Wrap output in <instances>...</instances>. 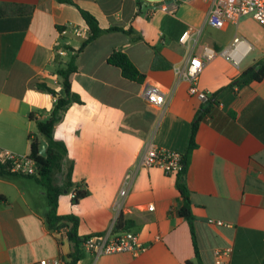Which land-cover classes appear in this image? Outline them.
<instances>
[{
  "label": "crops",
  "instance_id": "crops-1",
  "mask_svg": "<svg viewBox=\"0 0 264 264\" xmlns=\"http://www.w3.org/2000/svg\"><path fill=\"white\" fill-rule=\"evenodd\" d=\"M162 1L0 0V148L27 154L28 135L35 130L29 113L50 111L56 102L35 83L63 94L57 69L75 53L69 82L82 104L68 105L53 136L73 161V187L87 193L72 204L70 191H64L57 212L78 217L81 236L107 231L121 215L146 245L136 254L97 257L84 249L77 264H213L214 249L227 245L232 248L227 264H264V77L237 82L242 71L264 58V27L251 16L212 26L208 14L214 0H177L172 12L156 8ZM80 9L101 28L84 46L87 32H73L75 26L87 28ZM188 26L190 39L181 43ZM234 36L251 45L240 63L217 55L197 78L198 88L215 94V102L197 125L185 174L196 257L188 223L177 213L182 197L176 175L138 161L148 144L186 152L195 112L205 101L189 93L177 69L198 56L202 45L221 50ZM114 51L127 54L144 74L142 82L124 78L107 62ZM145 83L165 93L164 109L141 97ZM66 164L65 159L56 175L61 187ZM127 171L134 174L121 198ZM48 209L46 190L34 178L0 175V264L65 263L71 251L67 227H50ZM218 219L230 226L216 225Z\"/></svg>",
  "mask_w": 264,
  "mask_h": 264
},
{
  "label": "trees",
  "instance_id": "trees-1",
  "mask_svg": "<svg viewBox=\"0 0 264 264\" xmlns=\"http://www.w3.org/2000/svg\"><path fill=\"white\" fill-rule=\"evenodd\" d=\"M81 16L87 25V38L83 42L84 46L89 41L95 39L101 32L97 20L88 11L80 9ZM80 47V49L82 48ZM78 51V50H77ZM75 53H73L69 60L58 67L57 76L63 87V94H59L52 87L44 82H36L35 87L41 91H45L53 95L56 99L54 107L50 111L36 110L29 113L28 117L33 121L35 130L28 135L29 147L27 157L31 158L35 164L36 175H26L34 178L46 190L47 203L49 209L46 213V221L50 227H67V237L71 242V251L67 255V260L64 264H77V262L84 257L85 251L82 243L85 238L94 233L87 235H79L77 231L79 219L71 213L59 214L57 212V205L59 196L64 192L74 191V197L71 198V203L76 204L80 198L84 197L87 190L84 187L75 186L72 183L73 161L67 159V149L63 141L56 140L53 136V129L55 125L61 120L62 114L69 104H82L78 94L73 92L70 87L69 76L75 71L74 65ZM107 62L120 69L124 78L142 82L144 74L141 73L130 58L122 51L112 52ZM264 77V58L256 61L253 65L246 68L237 78L238 83L248 84L252 81H260ZM215 94H212L195 112L194 119L191 124V131L186 152L182 156L181 169L176 174V188L181 194L182 204L177 209L180 217L185 219L188 223L191 238L194 246L195 256L197 255L196 239L194 232L195 217L191 211L190 192L185 182V174L188 165V158L191 149L195 146L194 134L199 121L204 119L209 113V106L213 104ZM41 140L46 142V154L44 156L39 154L38 147ZM66 159L67 164L64 169V186L61 187L56 182V175L63 170V162ZM0 175H18L10 171L9 162L0 161ZM129 229V221L125 220L121 215L118 216L114 231ZM185 264H195L193 261L187 260Z\"/></svg>",
  "mask_w": 264,
  "mask_h": 264
},
{
  "label": "built area",
  "instance_id": "built-area-1",
  "mask_svg": "<svg viewBox=\"0 0 264 264\" xmlns=\"http://www.w3.org/2000/svg\"><path fill=\"white\" fill-rule=\"evenodd\" d=\"M177 5V0L162 1L156 7L163 11L172 12ZM251 16L264 27V0H214L209 10L208 22L212 26H220L223 22L237 23L241 17ZM193 27L188 26L181 35L179 41L185 43L190 39ZM74 34L81 36L87 32V28L73 27ZM251 49L247 39L234 36L229 45L221 50L215 49L209 45H202L201 53L190 59L183 70L177 69L181 78L189 83V93L195 94L201 101H206L209 94L198 88L197 78L205 63L213 60L217 55L228 58L234 65H238L243 56ZM141 97L145 102L155 108L164 109L166 106V95L157 86L151 83H145L141 88ZM182 154L175 150L157 147L154 144H148L139 157L138 165L143 167H158L165 174L176 175L181 169ZM0 161L10 163V171L22 175H36L34 161L27 155L17 154L9 149L0 148ZM132 171H127L123 177L122 186L119 189V196L122 198L127 194L128 186L133 177ZM75 192H70V197H74ZM120 201H116L114 206L120 209ZM153 206L149 204V208ZM118 218V217H117ZM117 219L112 223L110 229L104 232L96 233L84 239L82 247L91 252L96 257L103 254H110L120 251H131L136 254L144 251L146 245L141 243L137 234L130 229L114 231V225ZM216 225L230 226L221 220H215ZM68 230V229H67ZM67 235V231L64 230ZM232 248L227 245L217 247L213 251V264H227V259ZM26 264H48L46 259H40L37 263L29 262Z\"/></svg>",
  "mask_w": 264,
  "mask_h": 264
},
{
  "label": "water",
  "instance_id": "water-1",
  "mask_svg": "<svg viewBox=\"0 0 264 264\" xmlns=\"http://www.w3.org/2000/svg\"><path fill=\"white\" fill-rule=\"evenodd\" d=\"M170 1V0H166ZM39 154L44 156L46 154V142L44 140H41L38 147Z\"/></svg>",
  "mask_w": 264,
  "mask_h": 264
}]
</instances>
